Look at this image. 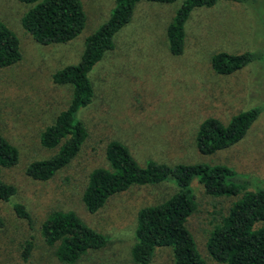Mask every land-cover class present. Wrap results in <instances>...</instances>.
<instances>
[{
    "label": "rangeland",
    "instance_id": "1",
    "mask_svg": "<svg viewBox=\"0 0 264 264\" xmlns=\"http://www.w3.org/2000/svg\"><path fill=\"white\" fill-rule=\"evenodd\" d=\"M182 1L135 3L130 20L113 38V48L88 73L93 98L76 114L86 130L79 150L66 166L38 181L25 175L26 164L50 156L57 146H40L36 135L71 96L70 85L52 83L50 74L78 61L84 38L106 20L113 0H80L84 24L79 34L50 44L35 42L20 26L19 17L28 5L0 0V20L12 28L20 50L16 64L0 69V127L19 150L17 162L0 174L16 188L14 199L25 204L32 221L28 228L0 201V264H61L36 232L52 209L72 210L107 238L103 247L88 250L73 264H134L129 249L137 209L164 200L176 188L170 181L130 185L95 212L86 211L80 200L86 176L92 168L106 166L104 146L111 139L125 144L140 165L146 159L222 164L237 178L264 184L262 111L234 144L209 154L194 146L195 131L204 118L226 123L238 111L264 104V0H216L192 9L183 26L182 50L172 55L165 27ZM245 50L257 57L229 74L212 70L213 53ZM189 187L196 199L186 227L206 257V235L230 199L205 194L196 178ZM28 238L32 247L23 260L22 245ZM148 264H171L169 249H155Z\"/></svg>",
    "mask_w": 264,
    "mask_h": 264
},
{
    "label": "trees",
    "instance_id": "2",
    "mask_svg": "<svg viewBox=\"0 0 264 264\" xmlns=\"http://www.w3.org/2000/svg\"><path fill=\"white\" fill-rule=\"evenodd\" d=\"M28 5L19 17V24L40 44L65 42L75 37L84 24L80 0H17ZM139 0H113L106 20L84 38L83 49L76 63L65 64L50 74L54 84H69L71 96L50 124L36 135L44 148L56 151L46 158L29 161L26 176L43 181L66 166L79 150L86 130L76 116L77 111L91 103L93 88L88 73L113 48V38L131 18ZM169 3L173 0H145ZM244 1V0H231ZM216 0H183L165 27L169 53L177 55L183 46V26L189 12L197 7L211 6ZM256 53L218 51L210 56V66L217 74H229L256 58ZM20 59L18 39L12 28L0 20V69L16 64ZM262 106L238 111L226 123L214 117L199 122L194 146L199 153L209 154L226 148L243 137ZM19 158L17 145L0 127V172L14 165ZM106 166L92 168L82 188L80 200L88 212H95L113 194L130 185L157 184L170 181L176 190L164 200L137 209L130 261L148 264L157 248L167 247L171 264H264V184H256L222 164L173 163L146 159L138 164L122 142L111 139L104 146ZM193 178L202 191L211 197L230 199L225 212L208 231L201 256L186 227L187 217L195 208L196 195L189 187ZM16 188L1 179L0 201L7 203L14 216L32 228L30 213L14 199ZM0 216V227L2 226ZM42 243L52 249L61 264H73L91 249L103 247L107 238L85 224L72 210H49L36 228ZM32 247L24 240L21 256L26 260Z\"/></svg>",
    "mask_w": 264,
    "mask_h": 264
}]
</instances>
